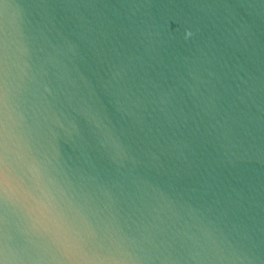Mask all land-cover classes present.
Instances as JSON below:
<instances>
[{
  "label": "water",
  "instance_id": "water-1",
  "mask_svg": "<svg viewBox=\"0 0 264 264\" xmlns=\"http://www.w3.org/2000/svg\"><path fill=\"white\" fill-rule=\"evenodd\" d=\"M11 4L26 131L115 193L95 189L100 216L186 233L176 254L210 231L237 264H264V0Z\"/></svg>",
  "mask_w": 264,
  "mask_h": 264
},
{
  "label": "snow or ice",
  "instance_id": "snow-or-ice-1",
  "mask_svg": "<svg viewBox=\"0 0 264 264\" xmlns=\"http://www.w3.org/2000/svg\"><path fill=\"white\" fill-rule=\"evenodd\" d=\"M5 4L12 5L11 0H0V13ZM185 31L189 36L194 34L191 25ZM6 83L3 39H0V175L7 169L12 181L7 199L3 198L0 185V264H104L106 260L125 264H184L185 261L237 264L240 261L234 254H227V249L218 244L210 231L204 233L205 245L176 254L177 238L186 233L158 239L157 231H163L159 225H146L139 235H130L114 214L95 220L89 211L94 205L87 191L81 201L71 203L69 211L59 207L56 193L42 179L43 171L31 144L19 133L23 113L10 111L4 140L2 107ZM44 90L52 92L47 86ZM30 182L39 192L34 205L39 215L26 211L32 202L31 194L26 191ZM81 183L85 189L96 185L94 177H82ZM101 189L114 205L115 193L108 187Z\"/></svg>",
  "mask_w": 264,
  "mask_h": 264
},
{
  "label": "clouds",
  "instance_id": "clouds-1",
  "mask_svg": "<svg viewBox=\"0 0 264 264\" xmlns=\"http://www.w3.org/2000/svg\"><path fill=\"white\" fill-rule=\"evenodd\" d=\"M12 5L5 4L4 10L2 13V20H0V27H2L4 32L3 38V59H4V77L7 82L5 85V97L4 103L2 107V115H3V127H4V140L6 141L7 137V123H8V115L11 110L15 109L18 112L23 113L20 109L19 105L14 100V91L12 87V65L10 63L13 44H16V41L9 40V26H10V16L13 14ZM19 48V46H17ZM25 51L24 49H21ZM18 66V65H17ZM24 116V113H23ZM19 133L24 137L26 141H28L32 146V152L37 158L42 171H43V181L48 182L52 190L56 193L57 196V204L59 207L65 209V211L70 210V205L73 202H78L82 200L83 194L85 191L88 192V195L93 200L94 207L90 209V214L92 218L95 220H99L101 218L99 210L96 207V199L97 193L95 191L96 188H99L101 191V185L96 184L94 186H90L85 189V186L81 183V178L74 176L70 169L65 166V163L59 159L57 156H51L48 152L44 151L39 144L33 140V138L28 134L25 127V116L22 121V124L19 128ZM6 146V144H5ZM131 159H135L134 156L130 157ZM12 181L8 175L7 169L3 175H0V185L3 187L2 196L4 199H7L8 189L10 188ZM26 191L31 194L32 202L26 208V211L31 210L36 215H39L37 212L36 202L39 198V192L34 183H29L26 185ZM115 205V204H114ZM69 264H73V262H69ZM104 264H125L124 261H113L106 260Z\"/></svg>",
  "mask_w": 264,
  "mask_h": 264
}]
</instances>
